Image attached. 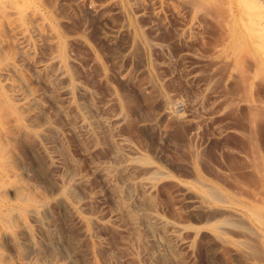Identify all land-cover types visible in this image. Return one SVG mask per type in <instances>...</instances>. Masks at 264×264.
I'll use <instances>...</instances> for the list:
<instances>
[{
	"label": "rangeland",
	"instance_id": "1",
	"mask_svg": "<svg viewBox=\"0 0 264 264\" xmlns=\"http://www.w3.org/2000/svg\"><path fill=\"white\" fill-rule=\"evenodd\" d=\"M245 2L5 1L0 264H264Z\"/></svg>",
	"mask_w": 264,
	"mask_h": 264
},
{
	"label": "bare ground",
	"instance_id": "2",
	"mask_svg": "<svg viewBox=\"0 0 264 264\" xmlns=\"http://www.w3.org/2000/svg\"><path fill=\"white\" fill-rule=\"evenodd\" d=\"M5 1L6 0H0V10L3 8ZM9 1H13L15 3V5L13 3L14 6L19 5V3H16V0H9ZM17 1H19V0H17ZM19 6H21V4ZM243 8L247 12L245 14L247 17V19L245 18L246 21L249 24H252V26L254 27L253 29L255 31H253V29H252V32L256 33L255 39H256L257 43L261 46V48H263L262 55L264 57V12L261 14L256 13V9L264 8V0H246V2L243 4ZM252 35H254V34H252ZM260 50H262V49H260ZM5 180H6L5 174H4V172L1 168V165H0V181H5Z\"/></svg>",
	"mask_w": 264,
	"mask_h": 264
}]
</instances>
